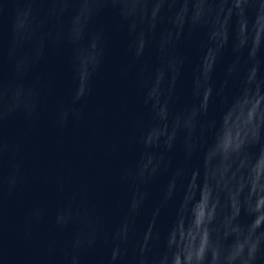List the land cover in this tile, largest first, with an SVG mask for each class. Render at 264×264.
<instances>
[{
  "label": "water",
  "instance_id": "obj_1",
  "mask_svg": "<svg viewBox=\"0 0 264 264\" xmlns=\"http://www.w3.org/2000/svg\"><path fill=\"white\" fill-rule=\"evenodd\" d=\"M0 264H264V0H0Z\"/></svg>",
  "mask_w": 264,
  "mask_h": 264
}]
</instances>
